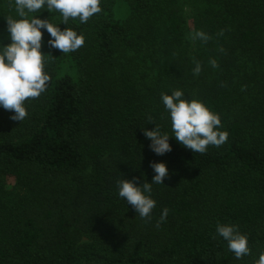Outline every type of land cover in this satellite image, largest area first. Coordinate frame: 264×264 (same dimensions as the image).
I'll return each instance as SVG.
<instances>
[{
	"label": "trees",
	"instance_id": "trees-1",
	"mask_svg": "<svg viewBox=\"0 0 264 264\" xmlns=\"http://www.w3.org/2000/svg\"><path fill=\"white\" fill-rule=\"evenodd\" d=\"M100 6L86 23L48 13L84 45L49 49L42 30L46 91L24 102L20 122L0 107V264H254L264 252V0ZM8 16L16 17L14 0H0L4 44ZM175 89L219 114L223 145L193 153L170 136V152L151 151L142 128L156 123L172 135L160 97ZM153 161L169 175L152 186L146 222L117 181H151ZM217 223L238 225L251 254L236 259Z\"/></svg>",
	"mask_w": 264,
	"mask_h": 264
},
{
	"label": "clouds",
	"instance_id": "clouds-1",
	"mask_svg": "<svg viewBox=\"0 0 264 264\" xmlns=\"http://www.w3.org/2000/svg\"><path fill=\"white\" fill-rule=\"evenodd\" d=\"M100 5L101 0H14L16 17H6L10 43H0V107L11 112V120L20 122L26 118L28 113L24 102L28 98H38L46 91L51 79L44 70L46 56L41 50L42 30L49 35V49L64 54L78 50L85 42L83 34L68 27L61 30L58 24L54 25L47 18L41 19L37 13L45 9L49 12L55 10L60 13L61 22L65 25L70 18H78L80 23H86L90 17L102 11ZM193 38L207 41L208 36L203 31H197ZM210 63L216 67L215 60ZM200 71L201 65L196 61L193 75H198ZM160 98L171 121L172 135L162 132L151 117L148 122H154L155 127L142 128L150 141L148 147L156 155L172 150L170 136L193 153L200 154L205 153L209 145L219 148L227 141L228 133L221 130L219 114L202 101L186 98L180 89L172 90L171 94L161 93ZM150 167L154 173L151 181L145 179L139 183L137 177L117 181L119 197L146 222L151 220L156 207V200L151 195L152 186L165 184L164 180L169 175L164 162H150ZM167 214L168 209H163L157 227ZM216 235L227 241V249L236 259L251 254L248 237L239 231L238 225L217 223ZM254 264H264V252L259 254Z\"/></svg>",
	"mask_w": 264,
	"mask_h": 264
},
{
	"label": "rangeland",
	"instance_id": "rangeland-1",
	"mask_svg": "<svg viewBox=\"0 0 264 264\" xmlns=\"http://www.w3.org/2000/svg\"><path fill=\"white\" fill-rule=\"evenodd\" d=\"M184 7H183V10H185V15L186 16H188L187 17V23H188V25H192V21H191V17H190V10H188L187 9V7L188 6H186V5H183ZM119 9V10H118ZM118 9H117V12H118V14H123L124 13V11L126 10V8H125V10H123V8H122V6H121V4H118ZM186 9L188 10V12L186 11ZM48 13H50L48 10H42V12H40V13H37V15L41 18V19H43V17L45 16V18H46V16H48ZM33 15H35V14H33ZM66 66H69V62H66ZM67 68V67H66ZM89 171V169L87 170V172Z\"/></svg>",
	"mask_w": 264,
	"mask_h": 264
}]
</instances>
